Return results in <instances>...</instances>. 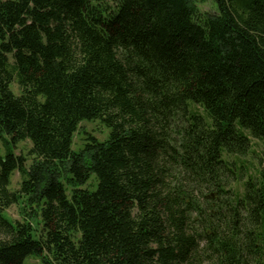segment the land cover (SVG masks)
<instances>
[{
    "label": "trees",
    "instance_id": "16d2710c",
    "mask_svg": "<svg viewBox=\"0 0 264 264\" xmlns=\"http://www.w3.org/2000/svg\"><path fill=\"white\" fill-rule=\"evenodd\" d=\"M212 2L0 0V264H264V0Z\"/></svg>",
    "mask_w": 264,
    "mask_h": 264
},
{
    "label": "rangeland",
    "instance_id": "374dc122",
    "mask_svg": "<svg viewBox=\"0 0 264 264\" xmlns=\"http://www.w3.org/2000/svg\"><path fill=\"white\" fill-rule=\"evenodd\" d=\"M198 9L202 13H214L216 12V7L212 0H196ZM13 90L16 94H19V89L17 85L13 86ZM110 134V130L103 125L100 121H84L79 125L78 131L74 135L73 139V149L75 151H80L85 146L88 136H93L100 141L107 140ZM252 149L249 155L245 157H231V160H237L238 165L245 168L242 170L244 179L239 183H234V188H240L243 190V182L248 179L250 174L255 175L256 169L262 168L264 166V146L260 140L251 137ZM31 149V144L29 142L20 143L16 149L18 154H24L28 157V164L31 163V158L28 156L29 150ZM5 148L0 142V155H5ZM240 166V167H241ZM248 173H247V172ZM22 183V177L18 171L14 172L11 177V189L18 190ZM96 184L95 180L92 179L85 188H92ZM7 217L13 221H22V216L20 215V210L17 206H12L6 211ZM26 264H42L41 260L36 257H30L26 260Z\"/></svg>",
    "mask_w": 264,
    "mask_h": 264
}]
</instances>
